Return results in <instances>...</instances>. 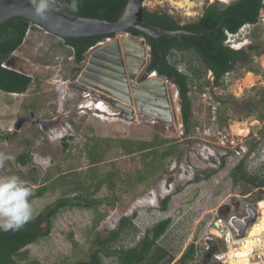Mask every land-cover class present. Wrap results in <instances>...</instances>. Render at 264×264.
Returning <instances> with one entry per match:
<instances>
[{"label": "rangeland", "instance_id": "374dc122", "mask_svg": "<svg viewBox=\"0 0 264 264\" xmlns=\"http://www.w3.org/2000/svg\"><path fill=\"white\" fill-rule=\"evenodd\" d=\"M230 1L142 0V8L168 9L184 24L195 21L207 5L228 4ZM262 3L256 26L246 24L233 36L226 35L225 42L235 49L242 50L250 45L258 47L248 53L246 63L234 67L228 76L214 82L195 55L186 51L169 54V61L188 77L192 122L188 132L181 126L177 88L172 85V80L155 71L149 73L155 75L153 79L168 80L165 85L171 122H144L138 120V116L128 121L113 116L117 111L106 103H102L101 109H95L90 105L95 102L92 96L67 95L63 90L65 80L62 79L64 70L61 64L67 66V57L72 51L61 45V38L35 24L30 25L21 46L3 66L33 78L23 95L8 96L0 92V152L15 157L5 162L0 175H16L32 189L33 195L29 199L33 218L44 213L64 193L71 195L64 187L65 182L58 181V175L67 177L69 169H76L77 172H72L77 174L84 172L88 167L85 147L95 138L111 140L110 143L100 142V148L105 151L98 174L113 169L120 172V176L115 180V192L111 193L105 186L98 192H89L91 198L100 201L93 209L61 211L53 220L49 234L21 251L23 261H35L36 264L86 262L97 249V245L92 244L97 237L105 239L121 217L135 215L133 228L126 227L114 244L116 250L138 245L159 222L170 219L166 232L157 241L173 257L170 264H179L191 244L194 253L185 264H216L211 258L202 262L206 253L203 251L205 237L211 232L207 223L212 220L214 212L224 205L231 207L233 203L237 204L238 210L245 205L256 208L257 203L264 201V190L253 189L240 180L243 172L247 173L249 162L260 165L263 161V157L257 155L264 147V0ZM125 33L118 34L146 45L143 37L131 33L124 36ZM105 42L106 39L99 41L89 49L86 61L92 57V51L103 48ZM146 54L149 57L148 51ZM30 111L36 120L50 125L46 124L42 129L38 123L24 122L14 129L16 120L27 117ZM238 129L243 132L238 133ZM260 130L261 141L255 142L252 136ZM155 136L165 139L167 146H173L174 153L162 161L160 169L142 184L133 186L127 183L126 176L134 177L142 167V158L140 154L126 155L118 148L117 141L150 142ZM231 140L234 145L229 143ZM241 140L249 151L243 158L235 153ZM64 142L68 148L63 146ZM22 154L30 158L25 165L17 161ZM240 163L243 172L233 173ZM42 186L47 190L41 197H35V191ZM111 195L115 198L114 203L108 200ZM167 196L171 199L167 210L163 211L162 201ZM259 208L257 213L262 212ZM100 215L105 217L93 228L94 219ZM39 226L41 232L46 230L44 221H40ZM216 246L214 243L211 249L210 245L209 253L216 251ZM108 253L103 254L102 263L118 264L112 249H108Z\"/></svg>", "mask_w": 264, "mask_h": 264}, {"label": "trees", "instance_id": "16d2710c", "mask_svg": "<svg viewBox=\"0 0 264 264\" xmlns=\"http://www.w3.org/2000/svg\"><path fill=\"white\" fill-rule=\"evenodd\" d=\"M71 6L68 13L84 17L99 18L106 21H115L126 5L127 0H61ZM76 4L74 10L72 5ZM263 8L262 0H232L228 4H209L202 14L189 23H180L177 18L168 10L157 8L148 10L142 8L143 26L160 28L166 31L184 30L194 34L204 33L198 36H181L170 37L163 36L160 43L156 44L151 38L147 37L138 30L132 29L128 32L134 36H141L149 39L150 58L147 65L148 72L155 71L158 75L172 80L179 93V110L180 120L185 132H188L191 122V100L188 97V77L177 70L175 63H171L167 56L171 51H186L195 55L204 63V70H211L216 80H219L223 74L233 69L236 61L242 57L241 51L228 48L224 42L226 32L230 34L236 33L243 25L256 26L259 18V12ZM32 23L28 20L18 17L10 19L0 25V92L15 94L24 93L31 82V79L10 68L3 67L8 61L12 53L21 46L27 30ZM105 36L83 37L78 40L66 39V43L75 49L76 57L81 59L84 52L88 48L93 47L97 42ZM258 47L250 45L247 51H255ZM171 54V53H170ZM170 57V56H169ZM64 141V140H63ZM100 142H111V140L93 139V142L87 143L85 147V155L88 160V167L79 177L76 169H69L67 177L58 175V181H64L65 188L70 190L71 195L64 193L60 198L56 199L51 206L45 209L42 214L37 215L23 228L19 230L0 231V261H23L21 251L36 243L40 238L46 237L51 228L52 222L56 216L64 210L77 208L91 210L100 201L90 197V191L98 192L102 187L113 193L116 190L115 180L119 178L120 172L110 169L109 171L98 174V167L104 163ZM118 148L126 155L140 154L142 167L134 173V177L126 176L127 183L131 185L142 184L147 178L155 174L161 166V162L170 157L174 153V147L166 145L165 139L155 136L150 142H142L138 140L121 139L117 141ZM65 148L68 146L63 145ZM68 150V149H67ZM30 158L26 154L19 155L17 161L21 165H25ZM223 163V160H222ZM72 168V166H70ZM243 165H237L233 173L243 172ZM74 171V172H72ZM241 175L243 180L251 188L264 190V177H256L251 175ZM235 180H239L235 178ZM68 184V185H67ZM46 187H39L35 193V197H41ZM171 197L167 196L162 201V210L166 211ZM260 200V198H257ZM109 202H115V198L111 195ZM135 215L129 217H121L116 227L109 232V236L105 239L97 237L92 244L97 245V249L90 255L86 262L77 264H103L102 256L108 255V249H112L113 254L117 256L118 264H170L173 257L157 244L160 237L166 232L170 225V219L159 222L151 231H148L138 245L130 249L114 248V244L121 237L126 227L133 228L132 220ZM105 217L100 215L94 219L92 227ZM46 223V230L41 232L39 223ZM194 245L191 244L184 255L179 260V264L192 258Z\"/></svg>", "mask_w": 264, "mask_h": 264}, {"label": "water", "instance_id": "95a60500", "mask_svg": "<svg viewBox=\"0 0 264 264\" xmlns=\"http://www.w3.org/2000/svg\"><path fill=\"white\" fill-rule=\"evenodd\" d=\"M68 9H71V6L64 1L52 0L50 10L45 14L46 18L38 19L34 15L32 6L29 4L28 0H0V25L10 19L21 17L61 39L106 36L115 33H125L129 30L135 29L154 39L157 44L160 43L159 39L163 36L180 38L181 36L195 35L201 37L203 34L208 33L194 34L184 30L166 31L160 28L143 26L142 0H127L126 5L118 18L112 22L99 18L79 17L68 13ZM121 52L127 56V69L128 72H130L128 83L133 88L132 97L135 100V110L140 114L149 116V118L146 119L140 115L137 117L138 120L152 121L151 118L156 117L160 120L171 122L172 118L165 83L160 79L148 80L147 75L143 73L139 77L141 83L135 85V77L140 73L146 61L145 58L147 54L142 44L139 45L130 39L122 38L120 41L115 40L110 45L97 50L92 54V58L90 59L89 66L86 70L87 72L83 73L84 77L82 78V81L86 83V80H93L109 86L110 82L105 81V77H108L121 84L124 80H120L118 75H111V73H109V70L113 73H118V69L108 68L110 57H119ZM122 87L118 85L116 86V89L124 92L125 90L123 89H125V87ZM122 100L125 103L130 102L129 99ZM118 108L124 110L127 107L118 105ZM27 121L30 123L38 122L42 129L47 125H50L49 122L36 120L33 115L30 114L27 117L18 118L14 125V129H17L21 123ZM232 206L233 211L238 212L237 204L233 203ZM229 209L230 207L228 205H224L219 208L218 214L221 217H225ZM247 213L248 215L243 219V222L234 221V226L238 230L237 237L243 235L248 224L253 222L255 218V211L253 208L247 207ZM213 253H204L202 262L205 263L209 261Z\"/></svg>", "mask_w": 264, "mask_h": 264}, {"label": "flooded vegetation", "instance_id": "af4514ba", "mask_svg": "<svg viewBox=\"0 0 264 264\" xmlns=\"http://www.w3.org/2000/svg\"><path fill=\"white\" fill-rule=\"evenodd\" d=\"M126 33H127V35H129V32H126ZM116 36H117V34L115 33L113 35H106L104 38H102V40H104L106 38H112L111 40H113V41L110 40V41L105 42L103 44L104 47L110 45L115 40L120 41L122 39L121 36L120 37H116ZM137 37H139V36H137ZM137 37H135V38H137ZM124 38H126V37H124ZM149 38H151V37H149ZM78 39H75V40H78ZM160 39H159V41H160ZM60 40H61V43H62L61 45L64 48L70 49L72 51L71 54L67 57V59H68V63H66L67 66L64 65V63L61 64V67L64 70L63 71L64 74H63V78L62 79H63V81L65 80V82L63 83V84H65V85H63L64 86L63 90H64V92L67 95L68 94L69 95H74L76 93V94H81L83 96H88V97L92 96L93 99H95V102L94 101L91 102L90 105L94 106L95 109H97L96 108L97 104L99 105L100 103H104V104L106 103L107 105H109L110 107H112L113 109H115L117 111V113L112 114L113 116H119L120 118H123V119L128 120V121H133L137 116H140V115L142 117L146 118V119L149 118V116H147V115L140 114V113L136 112L135 106H134L135 105L134 104L135 100H132V90H133V88L130 86V84L128 82L126 83V81L123 79L125 77V72L128 71V69H127L128 67H127V63H126V57L127 56L125 54L120 55L119 57L111 56L110 59H109V63H108V68L109 69H115V68L118 69V73H113L111 70H109V73H111V75H118L120 80H124L121 84L116 82V80H113V79H110L108 77H105L106 78L105 81L106 82H110L109 86L105 85V84L104 85L100 84L97 81L86 80L87 81L86 83H88V84L91 83L90 85H88V84H86V83H84L82 81V78L84 77L83 73L87 72L86 70H87V67L89 66V61L92 58L90 56V58H87V61H86L85 56L87 54V51L89 49H92L93 47L88 48L87 51L84 52V54L82 55L81 59H79V58L76 57L74 47L71 46L70 44L66 43L65 42L66 39H60ZM71 40H74V39H71ZM102 40H100V41H102ZM152 40L155 41L154 39H152ZM143 41L149 47V39L143 38ZM155 43H156V41H155ZM224 44L228 48H230L232 50H238V49H235L230 44H227L226 42H224ZM247 47L243 48L242 50H238V51H241L242 57L240 58V60L235 62L234 66H233V69L237 65H242V64L246 63L247 57H248V53H249V51H247ZM97 50L98 49H96L95 51H92L91 55L94 54V52H96ZM172 52L175 53V51H171L170 53H172ZM168 56H167V58H169ZM149 58H150V51H149V57H147V55H146L145 65L142 67L140 73H138L136 75V77H135V85H139L141 83V81L139 80V77L143 73H145L147 75V79L148 80L153 79V78L148 77L150 72L146 71L147 70L146 67L148 65ZM197 59L201 63V66L204 67L203 61L200 60L198 57H197ZM62 69H60L59 71L61 72ZM233 69L231 71H228L225 74H223L222 77L228 76L229 74H231L233 72ZM204 71L206 73L210 74L211 79L214 80V82L218 81V80L215 79L214 74H213V72L211 70H204ZM17 72H19L20 74L26 75V73H23L22 71L18 70ZM180 73H182V72H180ZM26 76H28L31 79V81H32L33 76L32 77L29 76V75H26ZM30 84H31V82H30ZM30 84L26 88V91L28 90ZM118 85H120V87H122V86L125 87V89H123L125 91L123 92L121 90H117L116 86H118ZM175 88H176V86H175ZM26 91L24 93H26ZM166 92H167V90H166ZM24 93H15V94L23 95ZM5 94L10 96V94H8V93H5ZM17 95H15V96H17ZM187 95H188V93H187ZM122 99H129L130 102L129 103H125V102H123ZM179 101H180V99H179ZM168 104H169V102H168ZM118 105L126 106L127 108L124 109V110H120L118 108ZM169 108H170V105H169ZM104 113L107 114L105 111H104ZM28 114L29 115L30 114L33 115V113L31 111L28 112ZM151 119L153 120V123H156V124H157V122L159 123V121H160V119H158L156 117H153ZM141 121L149 122L148 120H141ZM27 122H29V121H27ZM36 123H38V122H36ZM0 264H36V262L35 261H0Z\"/></svg>", "mask_w": 264, "mask_h": 264}, {"label": "built area", "instance_id": "2783aa9c", "mask_svg": "<svg viewBox=\"0 0 264 264\" xmlns=\"http://www.w3.org/2000/svg\"><path fill=\"white\" fill-rule=\"evenodd\" d=\"M225 34L228 37L233 36L232 34H229L227 32ZM120 36V34H117L116 37ZM124 36H127V33H125ZM111 39L112 38H106V41H110ZM102 43L103 42H101L100 44ZM143 47L149 52L150 48L147 45H143ZM148 77L151 78V75H148ZM163 80L165 84L168 82V80L166 79ZM172 85L175 87L174 84ZM176 92L178 93L177 89ZM177 109L179 110V108ZM262 127L264 128V126ZM259 129H261V127H259ZM261 131L262 130L258 131L256 134H254V136H252L254 140H256L255 142L261 141ZM247 136L248 135H246V137ZM222 138L226 137L223 136ZM229 143L234 145L232 140ZM248 152L249 151L247 150L246 144H244L243 140H241V145L237 147L235 153L237 154V156H240L239 158H243V156ZM257 155L262 156L263 159L261 158V160L264 161V147L258 152ZM263 161H260V165H257V163L254 161L249 162L248 166H246L247 173L249 172V175L251 176L260 178L264 177ZM258 204L259 203L255 205L256 208H254L253 206V208L255 209V218L253 222L248 224L241 237H237L238 230L234 226V221L243 222V219L248 215V205L241 207L238 212H234L233 207L231 206V210H229L225 217H221L218 214V210L214 212L213 217L211 216L212 220H209V222L207 223L208 228L211 232L205 237V246L203 247V251L209 253L211 249L214 248V243L217 244V246L215 247L216 251H214V253L211 255V260L213 262H215L216 264H235V261H237L236 253L241 252L243 253L245 258V260L242 261L241 264H264V223H262V212L257 213V208H259ZM253 230H258L259 232L256 235H251ZM210 245H212V248L210 247Z\"/></svg>", "mask_w": 264, "mask_h": 264}, {"label": "clouds", "instance_id": "9594fccd", "mask_svg": "<svg viewBox=\"0 0 264 264\" xmlns=\"http://www.w3.org/2000/svg\"><path fill=\"white\" fill-rule=\"evenodd\" d=\"M38 19H45L52 0H28ZM73 9L76 4L73 3ZM14 156L0 152V169ZM32 189L16 175H0V231L19 230L33 218Z\"/></svg>", "mask_w": 264, "mask_h": 264}, {"label": "bare ground", "instance_id": "6f19581e", "mask_svg": "<svg viewBox=\"0 0 264 264\" xmlns=\"http://www.w3.org/2000/svg\"><path fill=\"white\" fill-rule=\"evenodd\" d=\"M33 24V23H32ZM34 26H38V25H34ZM38 27H40V26H38ZM44 30V29H43ZM28 31V30H27ZM46 31V30H45ZM47 32V31H46ZM228 33V32H227ZM116 34H118V33H116ZM55 36V35H54ZM57 37V36H56ZM59 38V37H58ZM128 38V37H127ZM139 53L141 54V52L139 51ZM129 74H130V72H128V71H126L125 72V77L123 78L125 81H126V83L128 82V77H129ZM153 77H155V75L153 74V75H151V78H153ZM131 93V92H130ZM10 95H17V94H10ZM102 106V103H100L98 106H97V108L99 109L100 107ZM101 109V108H100ZM152 122V121H151ZM235 129V128H234ZM237 132L238 133H240V132H243V131H241L240 129H238L237 130ZM242 135V134H241ZM259 207L262 209V215H263V217H262V223H264V201H261L260 203H259ZM259 208V209H260ZM259 231L258 230H253L252 231V233H251V235H256L257 233H258ZM236 258H237V261H235V264H241L242 263V261H244L245 260V258H244V255H243V253H241V252H238V253H236ZM231 261H233V260H231Z\"/></svg>", "mask_w": 264, "mask_h": 264}]
</instances>
